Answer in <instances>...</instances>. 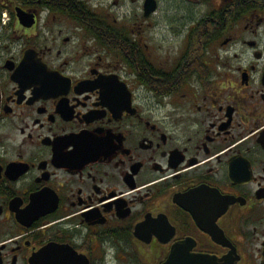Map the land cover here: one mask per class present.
<instances>
[{
  "label": "flooded vegetation",
  "instance_id": "1",
  "mask_svg": "<svg viewBox=\"0 0 264 264\" xmlns=\"http://www.w3.org/2000/svg\"><path fill=\"white\" fill-rule=\"evenodd\" d=\"M264 264V0H0V264Z\"/></svg>",
  "mask_w": 264,
  "mask_h": 264
},
{
  "label": "water",
  "instance_id": "2",
  "mask_svg": "<svg viewBox=\"0 0 264 264\" xmlns=\"http://www.w3.org/2000/svg\"><path fill=\"white\" fill-rule=\"evenodd\" d=\"M172 261L167 264H214V261L206 257H189V256H178L172 257Z\"/></svg>",
  "mask_w": 264,
  "mask_h": 264
}]
</instances>
